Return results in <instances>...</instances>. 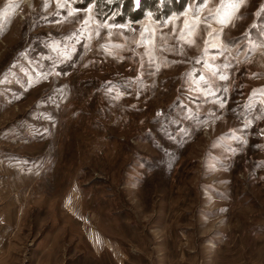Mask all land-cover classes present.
<instances>
[{
    "label": "rangeland",
    "instance_id": "1",
    "mask_svg": "<svg viewBox=\"0 0 264 264\" xmlns=\"http://www.w3.org/2000/svg\"><path fill=\"white\" fill-rule=\"evenodd\" d=\"M111 257L264 264V0H0V264Z\"/></svg>",
    "mask_w": 264,
    "mask_h": 264
},
{
    "label": "snow or ice",
    "instance_id": "2",
    "mask_svg": "<svg viewBox=\"0 0 264 264\" xmlns=\"http://www.w3.org/2000/svg\"><path fill=\"white\" fill-rule=\"evenodd\" d=\"M228 7H230V8H238L239 7V3H236L234 5H228ZM232 15H233V13H228L227 14V18H221L218 22L222 26H224V25H226L230 21V19L232 18ZM200 79L203 80L204 78L203 77H200Z\"/></svg>",
    "mask_w": 264,
    "mask_h": 264
},
{
    "label": "crops",
    "instance_id": "3",
    "mask_svg": "<svg viewBox=\"0 0 264 264\" xmlns=\"http://www.w3.org/2000/svg\"><path fill=\"white\" fill-rule=\"evenodd\" d=\"M99 253H96V262H99V257L97 256ZM102 254V253H101ZM101 259L103 258V256L102 257H100ZM111 259L112 260H116L117 261V264H120V262L116 259V257H111ZM114 263V262H113Z\"/></svg>",
    "mask_w": 264,
    "mask_h": 264
}]
</instances>
